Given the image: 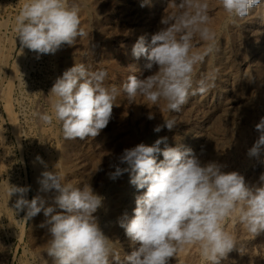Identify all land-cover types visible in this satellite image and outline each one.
<instances>
[{
	"label": "rangeland",
	"instance_id": "obj_1",
	"mask_svg": "<svg viewBox=\"0 0 264 264\" xmlns=\"http://www.w3.org/2000/svg\"><path fill=\"white\" fill-rule=\"evenodd\" d=\"M23 2L24 0H0V264H51L46 254L47 226L41 227L46 220L43 212L26 220L24 211L13 210L17 196L13 195L9 200L5 194L10 183L21 187L30 186L29 195L27 194L29 200L37 194L50 196L51 193L47 195L39 193L40 185L34 184L33 177L38 170L41 172L55 170L64 175L66 183H72L77 187L90 183L94 192L103 197L102 207L95 214L99 225L114 246L116 244L115 248L122 257L130 254L133 246L126 245L130 243V240L120 226V222L133 216L136 197L146 191V189L138 190L130 183V173H124L115 180L109 178V173L115 171V168L110 165L119 164L118 157L124 149L135 147L140 143L151 146L157 139L166 136L167 146L175 147L178 144L183 147L189 146L188 148H191L203 163L208 161L224 163L231 157L234 166L239 168L236 171L245 176L246 183L250 186L258 184L259 176L264 173V170L253 168L256 163L255 158L252 161L240 152L237 156L234 151L237 146L235 140L238 141L240 135L244 133L248 138L246 146L248 147L247 144L252 146L256 136L258 138L254 126L261 117H264V0L250 11V17L248 15L246 19L242 18L243 22L241 18H237L239 21L236 19L235 22H230L227 13L217 4V0H208L209 27L216 34L217 49L197 67L193 85L196 87V82L206 74L217 70L216 86L207 94H190L186 104L182 105L178 112H169L165 110L163 101L158 106L145 105L143 97L139 96L136 103L129 105L121 91L116 100L118 106L113 107L112 118L107 127L95 138L89 137L84 140H66L58 122L53 120L51 124H45L38 115L34 114L51 111L48 94L53 83L65 70L75 64H84L89 71L106 70L108 73L106 86L115 85L118 88L130 75H136L139 78L151 75L155 69L151 71L145 69L146 58L136 59L132 55V47L140 36H144L146 41L150 42L151 36L161 27L162 15L172 11L168 6L169 0H149L145 7L140 6L144 0H68L70 4L75 3L80 7V26L87 35L77 38L73 46L64 45L55 54H45L39 58L37 53L27 48L21 51L14 30L16 17L21 11ZM258 10L260 13L257 12ZM256 14L263 17V23L260 25L253 19ZM249 21L254 23L257 35L255 38L260 43L256 44L259 53L254 63H251L252 60L248 58L252 48L249 33L243 27ZM222 36L226 38L225 42ZM196 46L197 49L202 50L205 44L197 39ZM227 50L229 51L226 54ZM223 72H232L230 77H224L228 79L232 87H229L231 90L228 89V92L219 95V80ZM149 112L155 114V119L147 118ZM167 119L175 120L174 129L169 131L163 128L159 133L153 131L156 125H162ZM193 131L200 133L197 138L191 135ZM164 147L162 143L160 148ZM37 156L42 158L43 164L37 161ZM61 156H64L62 157L64 160ZM162 159V154H157L158 162ZM231 160L228 162L230 165L227 164L230 169L234 168ZM244 160H246L245 163H243ZM261 165L264 167V163ZM119 166L127 167V165ZM25 173L27 181L24 177ZM236 224L237 221L230 217L224 221V228L236 239L246 238H239L241 241L237 239L239 248L228 254L229 261L222 260L224 263L221 261V264H231L235 259L245 258L250 251L253 253L255 250L254 254L257 256L259 254V258L264 259V242L257 240L252 234L250 236L248 232L244 234L242 231L246 230L241 224L239 228H232ZM20 226L25 231L22 237H20ZM131 246L132 248L129 249ZM192 246L195 251L192 257L186 259V264H189L191 259L190 264L193 262L208 264L200 256L199 247ZM177 253L170 258L169 264L176 263Z\"/></svg>",
	"mask_w": 264,
	"mask_h": 264
},
{
	"label": "clouds",
	"instance_id": "obj_2",
	"mask_svg": "<svg viewBox=\"0 0 264 264\" xmlns=\"http://www.w3.org/2000/svg\"><path fill=\"white\" fill-rule=\"evenodd\" d=\"M148 3L144 0L140 6ZM260 3L217 0L230 22L247 17ZM168 6L172 11L162 15L161 27L150 42L140 36L132 47L136 59L146 58L145 69H155L151 75H130L118 88L106 86V70L89 71L84 64H75L53 83L48 94L51 111L34 115L45 124L58 122L66 140H84L95 138L107 127L121 91L129 105L139 96L145 105L158 106L163 101L169 112H178L190 94H207L216 86L217 70L193 85L197 67L216 50V34L209 27V2L169 0ZM79 13L80 7L68 0H24L14 29L21 51L27 48L39 58L55 54L64 45L73 46L77 38L87 35ZM197 39L205 44L202 50L197 49ZM147 118L155 119V114L149 112ZM175 127V120L167 119L153 131ZM254 128L258 138L247 156L261 160L264 117ZM167 139L126 148L118 157L119 164L110 165L115 168L110 179L130 173V183L138 190L146 189L135 199L133 216L120 222L133 246L123 257L99 225L95 214L103 197L90 184L77 187L64 182L57 171L45 170L38 177V191L51 195L37 194L30 200V186L8 184L6 194L9 200L17 196L13 208L24 211V219L43 212L46 220L41 227L47 226L46 254L51 264H169L186 245H197L208 264H221L237 247L236 238L224 228L226 219L237 220L253 236L264 232V173L257 185L250 186L240 172L225 171L227 165L218 161L203 163L191 148L167 146ZM157 154L163 156L159 162ZM36 159L44 163L39 156Z\"/></svg>",
	"mask_w": 264,
	"mask_h": 264
},
{
	"label": "bare ground",
	"instance_id": "obj_3",
	"mask_svg": "<svg viewBox=\"0 0 264 264\" xmlns=\"http://www.w3.org/2000/svg\"><path fill=\"white\" fill-rule=\"evenodd\" d=\"M94 1V0H93ZM96 1H99V0H96ZM103 1V0H102ZM260 10V9H259ZM259 10L257 11L258 13H260L259 12ZM256 12V13H257ZM264 13V12H263ZM225 15V14H224ZM251 15V14H250ZM250 15H249V17H250ZM253 16V15H252ZM251 18H253V17H251ZM263 17H260V15H257L256 14V17H254L253 19H255V22L258 24V25H260V23H263V19H262ZM244 19V18H243ZM243 19H242V22H243ZM246 19V18H245ZM238 20V19H237ZM250 20V19H249ZM223 21V20H222ZM239 21V20H238ZM246 21V20H245ZM240 22H241V19H240ZM252 22H254L253 20H252ZM252 22H246L245 23V25L243 26L244 27V29H246V31L249 33V40H250V46H251V48H252V50H251V53L249 54V56H248V58L250 59V60H252L251 61V63H254V61H255V59H256V57H257V55H258V53H259V49H258V45L260 44L259 42H257L256 41V30H255V26H254V23H252ZM255 23V24H256ZM215 24V23H214ZM238 24V23H237ZM233 26V25H232ZM237 27H240V25L238 26V25H236ZM264 26V25H263ZM236 27V28H237ZM235 28V29H236ZM240 29V28H239ZM243 29V28H242ZM241 29V30H242ZM234 30V29H233ZM240 31V30H239ZM245 31V32H246ZM230 32V31H229ZM221 33V32H220ZM237 33V32H236ZM234 34V33H233ZM248 35V34H247ZM224 36V35H223ZM223 36L221 37V38H223ZM234 36H235V34H234ZM233 36V37H234ZM237 36V35H236ZM241 38V37H240ZM224 39H226L225 37L223 38V40ZM236 39V38H235ZM234 41V40H233ZM220 42H221V40H220ZM224 42H225V40H224ZM227 42V41H226ZM257 42V43H256ZM259 43V44H258ZM256 44H258L257 46H256ZM229 45H230V43H229ZM228 45V46H229ZM236 45V44H235ZM218 46H222V45H218ZM225 47V46H224ZM230 48V47H229ZM261 48V47H260ZM217 49V48H216ZM220 49V48H219ZM238 49V48H237ZM228 51L229 50H227V52H226V54L228 53ZM244 51V50H243ZM216 52V51H215ZM240 52V51H239ZM238 52V53H239ZM264 52V51H263ZM220 53H221V51H220ZM247 53H248V51H247ZM22 54V53H21ZM229 54H230V52H229ZM261 54V53H260ZM2 55V54H1ZM4 55V54H3ZM211 56V55H210ZM213 56V55H212ZM223 56V55H222ZM222 56H220V57H222ZM225 56V55H224ZM233 56V55H232ZM235 57V56H234ZM238 57V56H237ZM241 57V56H240ZM243 57H244V55H243ZM259 57V56H258ZM10 58V57H9ZM245 58V57H244ZM212 59V58H211ZM217 59V58H216ZM243 59V58H242ZM246 59V58H245ZM205 60H207V59H205ZM223 60V59H222ZM225 60V59H224ZM261 60V59H260ZM214 61V60H213ZM245 61V60H244ZM208 62V61H207ZM222 62V61H221ZM250 62V61H249ZM248 62V63H249ZM6 63H8V62H6ZM215 63V62H214ZM218 63H220L219 61H218ZM207 64V63H206ZM229 64V63H228ZM234 64V63H233ZM236 64V63H235ZM208 65V64H207ZM211 65V64H210ZM214 65V64H213ZM216 65V64H215ZM227 65V64H226ZM251 65H253V64H251ZM206 66V65H205ZM235 66V65H234ZM262 66V65H261ZM207 67H209V66H207ZM256 67V66H255ZM258 67H259V64H258ZM203 68V67H202ZM210 68H212V66L210 67ZM216 68V67H215ZM218 68V67H217ZM229 68V67H228ZM233 68V67H232ZM235 68V67H234ZM254 68V67H253ZM13 69V68H12ZM208 69V68H207ZM225 69V68H224ZM210 70V69H209ZM229 70H230V68H229ZM233 70V69H232ZM231 70V71H232ZM238 70V69H237ZM219 71V70H218ZM13 72V71H12ZM226 72V71H225ZM231 73L232 72H227V73H221V76H222V78L219 80V83H220V85H219V87H218V93H219V95H223L224 93H226V92H228V89L229 90H231L229 87L231 86L232 87V85H230L229 84V81H228V79L226 78V79H224V77H230L231 76ZM234 73V72H233ZM239 73V72H238ZM262 73V72H261ZM233 75V74H232ZM236 75V74H235ZM252 75V74H251ZM245 78V77H244ZM244 80V79H243ZM217 81V80H216ZM232 84V83H231ZM252 87V86H251ZM237 92V91H236ZM239 93V92H238ZM237 94V93H236ZM228 95V94H227ZM226 95V96H227ZM241 96V95H240ZM221 97H223V96H221ZM219 98V97H218ZM225 98V97H224ZM224 98H223V100H224ZM236 98H237V96H236ZM203 99V98H202ZM221 99V98H220ZM118 100V99H117ZM7 102V101H6ZM117 102V101H116ZM207 102V101H206ZM226 102V101H225ZM205 103V102H204ZM223 103V102H222ZM186 104V103H185ZM261 104H262V102H261ZM223 105V104H222ZM225 105V104H224ZM205 106V105H204ZM8 107H9V105H8ZM117 107V106H116ZM198 107V106H197ZM122 108V107H121ZM207 108V107H206ZM229 108V107H228ZM118 109V108H117ZM224 110H225V108H224ZM227 110V109H226ZM7 111V110H6ZM118 112V111H117ZM119 112H122V111H119ZM137 112V111H136ZM229 112H230V110H229ZM229 112H226V113H228L229 114ZM224 113V112H223ZM257 113V112H256ZM123 115V114H122ZM224 115V114H223ZM230 116V115H229ZM239 116V115H238ZM124 118V117H123ZM256 118V117H255ZM17 121V120H16ZM117 121V120H116ZM257 122V121H256ZM121 123V122H120ZM253 123V122H252ZM16 124V123H15ZM14 124V125H15ZM16 126V125H15ZM17 127V126H16ZM18 128V127H17ZM19 129V128H18ZM229 129V128H228ZM248 129V128H247ZM121 130V129H120ZM119 130V131H120ZM194 130V129H193ZM238 130V129H237ZM236 130V131H237ZM242 130V129H241ZM228 132V131H227ZM247 132V131H246ZM129 134H131V133H129ZM198 134H200V133H198ZM198 134H197V131L195 132V131H193L192 133H191V135L193 136V138H197V136H198ZM126 135H128V134H126ZM132 135V134H131ZM247 134H241L240 136V139L238 140V141H236L235 140V142H237V146H235V151H234V154H237L238 152H240V153H242L241 155H244V157H248L247 156V150L249 149L248 147H251V146H249V144H247L248 145V147L246 146V143H247V136H246ZM255 135V134H254ZM257 135V134H256ZM129 137H130V135H128ZM188 137V136H187ZM191 137V136H190ZM238 137V136H237ZM251 137V136H250ZM249 137V138H250ZM253 137V136H252ZM125 138V137H124ZM133 138V137H132ZM201 138V137H200ZM208 138V137H207ZM255 138V137H254ZM130 139V138H129ZM204 139V138H203ZM252 139V138H251ZM257 139V136H256V138H255V140ZM92 140V139H91ZM144 140V139H143ZM202 140V139H201ZM128 141H130V140H128ZM133 141V140H132ZM149 141V140H148ZM252 141H254V140H252ZM125 142V141H124ZM179 142H180V140H179ZM178 142V143H179ZM212 142V141H211ZM176 143V142H175ZM187 143V142H186ZM233 143H234V141H233ZM66 144V143H65ZM97 144V143H96ZM132 144H134V143H132ZM135 144H137L136 142H135ZM135 144H134V146H135ZM177 144V143H176ZM192 144V143H191ZM194 144V143H193ZM205 144V143H204ZM131 145V144H130ZM179 145V144H178ZM188 145V144H187ZM206 145V144H205ZM209 145V144H208ZM62 146V145H61ZM214 146V145H213ZM189 147V146H188ZM201 147V146H200ZM203 147H205V146H203ZM66 148V147H65ZM129 148H131V147H129ZM195 148V147H194ZM229 149V148H228ZM234 149V148H233ZM61 150V149H60ZM66 150V149H65ZM65 150L63 151L64 153H65ZM67 150H68V148H67ZM67 150H66V152H67ZM206 150V149H205ZM224 150H225V148H224ZM217 151V150H216ZM211 151H209V153H210ZM62 153V152H61ZM203 153V152H202ZM200 154V153H199ZM230 154H232V153H230ZM60 155V154H59ZM67 155V154H66ZM65 155V156H66ZM209 155V154H208ZM239 154H237V156H238ZM240 155V156H241ZM75 156V155H74ZM62 157H64V156H61V159H62ZM109 157V156H108ZM201 157V156H200ZM207 157V156H206ZM211 157V156H210ZM218 157V156H217ZM66 158H68V157H66ZM75 158V157H74ZM237 158V157H236ZM69 159V158H68ZM92 159V158H91ZM104 159V158H103ZM204 159V158H203ZM226 159V158H225ZM252 159V161L254 160L253 158H251ZM50 160V159H49ZM62 160H64V159H62ZM229 160H231V157H230V159L228 158V160H227V162H224L223 164H225V165H227L228 164V162H230ZM236 160V159H235ZM238 160V159H237ZM255 160H256V163H255V166L253 167V168H255V170L256 169H262V170H264V167H262V163H261V160H264V156H262L261 157V160H257L256 158H255ZM66 161H67V159H66ZM203 161H205V160H203ZM232 162H233V165L232 166H234V161H233V159L231 160ZM240 161V160H239ZM50 162V161H49ZM57 162V161H56ZM223 162V161H222ZM246 162V160H244L243 161V163H245ZM255 162V161H254ZM254 162L252 163V164H254ZM108 164V163H107ZM232 164V163H231ZM96 165V164H95ZM228 165H230V164H228ZM68 166V165H67ZM70 166V165H69ZM72 166V165H71ZM70 166V167H71ZM236 166V165H235ZM234 166V168H228L229 166H227L224 170L225 171H236V170H238L239 168L238 167H235ZM238 166V165H237ZM57 167V166H56ZM55 167V168H56ZM64 167H66V165L64 166ZM54 168V167H53ZM54 168V169H55ZM58 168V167H57ZM62 169H64V168H62ZM72 169V168H71ZM82 169V168H81ZM100 169V168H99ZM243 169V168H242ZM41 170H43V169H41ZM73 170V169H72ZM75 170V169H74ZM241 170V169H240ZM254 169H253V171H255ZM250 171V170H249ZM63 172V171H62ZM42 172L41 171H36V174H35V176L33 177V179H34V184H36V185H38V182H37V180H38V177H40V174H41ZM70 173V172H69ZM74 173V172H73ZM64 174V173H63ZM66 174V173H65ZM67 174H68V172H67ZM71 175V174H70ZM75 175V174H74ZM79 175V174H78ZM64 176V175H63ZM68 176H69V174H68ZM70 179V178H69ZM66 181V180H65ZM64 181V182H65ZM72 181V180H71ZM252 182V181H251ZM69 183V182H68ZM92 183V182H91ZM87 184V183H86ZM90 184V183H89ZM93 186V185H92ZM95 187V186H94ZM102 188V187H101ZM3 190V189H2ZM94 191V190H93ZM2 193V192H1ZM4 194V193H3ZM6 194V193H5ZM98 194V193H97ZM29 195V194H28ZM47 195V194H46ZM5 196V195H4ZM6 199V198H5ZM120 204V203H119ZM5 207V206H4ZM115 207V206H114ZM5 208H7V207H5ZM8 209V208H7ZM10 209V208H9ZM6 210V209H5ZM12 209H10V211H11ZM13 211V210H12ZM5 213V212H4ZM10 213V212H9ZM12 213V212H11ZM10 213V214H11ZM6 214V213H5ZM4 214V215H5ZM14 214V213H13ZM8 215H6V217H7ZM17 216V215H16ZM13 217V216H12ZM45 218V217H44ZM6 220V219H5ZM14 220H16V219H14ZM13 220V221H14ZM12 221V220H11ZM237 221V220H236ZM16 222V221H15ZM235 222V221H234ZM228 224H230V223H228ZM239 222L237 221V224L235 225V227H232V228H239V227H241V226H239ZM111 225V224H110ZM24 226V225H23ZM21 227V226H20ZM228 227V226H227ZM230 227V226H229ZM24 228L23 227H21V232H20V237H22V236H24V230H23ZM244 229V228H243ZM242 229V230H243ZM230 230V229H229ZM233 230V229H232ZM47 232V231H46ZM232 232V231H231ZM244 234H246V232L247 231H242ZM235 233V232H234ZM233 233V234H234ZM242 234V233H241ZM240 236H242V235H240ZM250 236H251V234H250ZM29 237H31V236H29ZM235 237V236H234ZM248 237V236H247ZM253 237V236H252ZM240 238V237H239ZM239 238H237V239H239ZM242 238V237H241ZM240 238V239H241ZM246 237H244V238H242V239H245ZM256 238H257V240H261V242H264V232H262V233H260V234H258L257 236H256ZM31 239V238H30ZM47 239V238H46ZM236 239V241H237V247L236 248H234V250H236L237 248H239L238 247V240ZM239 239V240H240ZM33 240V239H32ZM247 240V239H246ZM250 240V239H249ZM257 240H256V242H257ZM241 241V240H240ZM125 242H127V241H125ZM254 244H256V243H254ZM259 244H261V243H259ZM264 244V243H263ZM262 244V245H263ZM126 245H128V246H130L131 245V242L130 243H126ZM115 246H116V244H115ZM127 246V247H128ZM195 246V245H194ZM264 246V245H263ZM248 247V246H247ZM252 247V246H251ZM124 248H126V247H124ZM130 248H132V246L131 247H129V249ZM243 248V247H242ZM128 249V248H127ZM233 250V251H234ZM125 251H127L126 249H125ZM194 247L192 246V245H186V246H183L182 248H181V250H179L178 251V253H177V256H176V259L175 260H177L176 261V263L175 264H186V259H188L190 256L192 257V254H194ZM232 251V252H233ZM256 251V250H255ZM255 251H253V253H251V251L246 255V257L245 258H239V259H235V261L233 262V263H231V264H264V259H261V258H259V254H258V256H257V254L255 255L254 253H255ZM263 251V250H262ZM197 254V253H196ZM237 254V253H236ZM239 254V253H238ZM231 255V254H230ZM196 256V255H195ZM194 257V256H193ZM198 257V256H197ZM239 257V256H238ZM244 257V256H243ZM262 257V256H261ZM263 258V257H262ZM232 259V258H231ZM231 259H230V261H231ZM190 260V259H189ZM192 260V259H191ZM191 260L189 261V264L191 263ZM188 261V260H187ZM225 261V260H224ZM227 261H229L228 259H227ZM226 261V262H227ZM193 262V261H192ZM198 262V261H197ZM222 263H224L223 261H222ZM193 264H194V262H193ZM196 264V263H195Z\"/></svg>",
	"mask_w": 264,
	"mask_h": 264
},
{
	"label": "built area",
	"instance_id": "obj_4",
	"mask_svg": "<svg viewBox=\"0 0 264 264\" xmlns=\"http://www.w3.org/2000/svg\"><path fill=\"white\" fill-rule=\"evenodd\" d=\"M25 180L27 181V175L26 173L24 174ZM15 211V209H13Z\"/></svg>",
	"mask_w": 264,
	"mask_h": 264
}]
</instances>
